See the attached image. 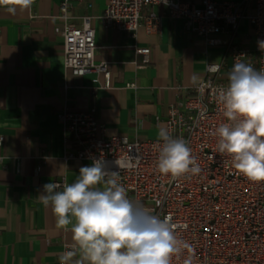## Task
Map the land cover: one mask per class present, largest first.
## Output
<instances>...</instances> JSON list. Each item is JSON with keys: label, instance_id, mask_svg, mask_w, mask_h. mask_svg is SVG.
Wrapping results in <instances>:
<instances>
[{"label": "crops", "instance_id": "obj_1", "mask_svg": "<svg viewBox=\"0 0 264 264\" xmlns=\"http://www.w3.org/2000/svg\"><path fill=\"white\" fill-rule=\"evenodd\" d=\"M62 1L33 0L29 8L16 6L14 13L8 11L12 5H0V264H61L60 255L74 243L72 232L57 225L51 206L37 199L43 185L64 180L56 189L62 191L75 182L81 167L92 165L65 159L76 146L63 128L61 109L96 105L108 136L159 138L170 105L208 75V64L221 63L225 80L233 68L224 47L209 46L187 31L184 20L170 18L162 4L143 10L132 35L102 22L108 0H69L74 23L91 17L95 58L108 63L110 85L104 73L75 75L64 65ZM233 1L241 4L243 16L234 38L221 36L251 48L250 7L247 0ZM152 12L160 17L154 29L149 27ZM136 47L150 48L147 61Z\"/></svg>", "mask_w": 264, "mask_h": 264}, {"label": "built area", "instance_id": "obj_2", "mask_svg": "<svg viewBox=\"0 0 264 264\" xmlns=\"http://www.w3.org/2000/svg\"><path fill=\"white\" fill-rule=\"evenodd\" d=\"M247 15L253 29V47L241 46L231 39L238 30L242 12L233 0H108L100 19L107 27L132 35L143 18V10L162 4L170 18L184 20L185 29L203 37L209 46H222L233 61L264 69V0H247ZM69 0H63L59 17L64 44V65L75 75L104 73L110 85L108 63L96 61V32L91 17L76 24L70 14ZM160 17L152 12L149 27L159 25ZM148 59L150 48L136 47ZM142 68V64H137ZM221 63L207 66L208 75L196 83L168 109L166 130L173 138H183L202 171L180 178L162 175L157 167L163 145L159 138L130 140L119 135L108 136L107 125L100 120L97 106L74 111L64 107L59 118L75 150L68 151L67 160H103L111 171H119V183L128 197L143 204L161 219L170 216L176 236L191 248L174 255L171 264H264V182H250L235 168L232 158L219 152L217 127L227 122L222 104L217 100L219 89L228 84L223 78ZM3 136L0 135V145ZM119 160L130 166L118 168ZM2 157H0V162ZM58 187L64 180L56 181ZM161 201L157 206L156 201ZM73 245H67L66 251Z\"/></svg>", "mask_w": 264, "mask_h": 264}, {"label": "clouds", "instance_id": "obj_3", "mask_svg": "<svg viewBox=\"0 0 264 264\" xmlns=\"http://www.w3.org/2000/svg\"><path fill=\"white\" fill-rule=\"evenodd\" d=\"M33 0H0V5L29 8ZM264 51V41H258ZM197 77H192L195 84ZM228 84L218 91L226 118L214 135L219 152L228 154L235 168L250 182H264V69L237 62L228 73ZM163 141L158 170L172 178L202 169L183 138H173L166 129L159 130ZM118 168L128 167L119 160ZM57 184L47 183L37 195L45 207L51 206L57 225L73 234V247L59 257L61 264H171L172 257L191 246L179 239L170 216L163 219L143 204L131 200L119 183V171H111L103 160L81 167L75 182L57 191ZM157 206L161 201H156ZM191 264V259L185 261Z\"/></svg>", "mask_w": 264, "mask_h": 264}]
</instances>
